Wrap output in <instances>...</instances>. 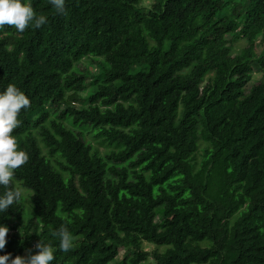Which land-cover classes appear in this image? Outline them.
Listing matches in <instances>:
<instances>
[{
	"label": "trees",
	"instance_id": "1",
	"mask_svg": "<svg viewBox=\"0 0 264 264\" xmlns=\"http://www.w3.org/2000/svg\"><path fill=\"white\" fill-rule=\"evenodd\" d=\"M141 2L22 0L46 22L0 27V91L30 101L11 133L28 160L0 186L30 191L0 213L9 260L40 240L51 264H264V0Z\"/></svg>",
	"mask_w": 264,
	"mask_h": 264
},
{
	"label": "clouds",
	"instance_id": "2",
	"mask_svg": "<svg viewBox=\"0 0 264 264\" xmlns=\"http://www.w3.org/2000/svg\"><path fill=\"white\" fill-rule=\"evenodd\" d=\"M49 3L57 13L64 12L65 0H49ZM45 22L46 17L35 13L30 3L0 0V27L11 25L17 32H23L29 25L39 28ZM29 104L28 97L14 84L10 83L0 91V186H8L14 170L28 160L23 150H17L16 138L11 133L20 123L17 119L19 111L21 108L26 109ZM19 196V190H7L0 195V213H4ZM7 233L8 228L0 224V251L6 244ZM51 234L58 238L61 251H67L73 246L71 234L63 225ZM35 248L38 251L27 258L16 256L9 260L8 254L0 255V264H51L54 258L52 247L39 240Z\"/></svg>",
	"mask_w": 264,
	"mask_h": 264
},
{
	"label": "rangeland",
	"instance_id": "3",
	"mask_svg": "<svg viewBox=\"0 0 264 264\" xmlns=\"http://www.w3.org/2000/svg\"><path fill=\"white\" fill-rule=\"evenodd\" d=\"M152 3V0H142L141 2V5L144 6V7H148L150 4ZM225 38L227 40L231 39L229 35H226ZM259 37L257 38L256 40V51H260L261 49V46L259 44ZM230 45H231V52L233 54H238L240 53V51L246 46V43L244 41V39L242 38H238L236 40H231L230 41ZM101 62V60H98V59H95V58H85V59H82L80 60L78 63H76L75 67H74V70L77 71V72H81L82 74H88L89 76H92L94 75L95 73H97L98 71V66ZM262 80V74L261 72L257 71L256 69H254V72L252 74V78H251V81L247 84V86L245 87V92H247L249 90V88L255 84H257L258 82H260ZM87 91H84V92H80L79 95L81 98H84L86 97L87 95ZM69 93H67L68 95ZM79 104H81L80 102H77V103H74L73 106L74 107H78ZM63 107H60V109H62ZM66 122L68 124L69 123V120L67 119ZM79 127H75L74 126V130L76 132H79V131H82L80 129H78ZM83 134H85V138L86 140L92 145V147H96V145H93V142L91 141V135L89 134V132L87 131L86 133L83 131ZM202 149V147H201ZM199 149L197 154H196V161L199 162L201 160V156H202V150ZM100 151H102V149H100ZM16 188L17 190H19L20 192V196H21V199H22V203L24 204V208H25V211L26 213L29 212L31 209H30V191L29 190H26L25 188L21 187L19 184L16 183ZM141 248L142 250L144 251H147V252H150V251H153V250H158V251H161L162 248L161 247H156L155 245H152V244H148V243H142L141 245ZM130 256L131 253L129 252V249L127 247H121L120 250H119V254H118V258H122L123 256Z\"/></svg>",
	"mask_w": 264,
	"mask_h": 264
}]
</instances>
